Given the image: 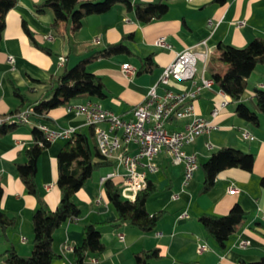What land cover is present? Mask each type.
I'll return each instance as SVG.
<instances>
[{
  "label": "crops",
  "instance_id": "1",
  "mask_svg": "<svg viewBox=\"0 0 264 264\" xmlns=\"http://www.w3.org/2000/svg\"><path fill=\"white\" fill-rule=\"evenodd\" d=\"M44 0H16V5L5 15V27L0 40V116L25 110L18 99L12 96L11 83L29 102H37L47 93V82L62 70L74 66L92 52L121 41L130 50V55H118L99 59L89 65L88 71L101 79L107 96L98 100L81 95L66 105L57 107L40 119H30L28 124L16 126L0 137V185L3 195L0 209L14 218L11 227L0 229V264H5L3 254L14 249L22 256L32 250V215L38 206L34 196L29 195L17 174V165L26 162L25 150L32 145V129L38 124L49 129L73 128L87 134L89 127L85 117L75 115L73 107L88 102L98 103L102 109L118 116L123 121H133V109L146 97L155 85L163 68L171 63L178 52L205 40L214 49L205 76L211 78L210 68L224 73L226 65L218 60L219 45L244 48L255 38L264 39V0H168L167 13L158 20L139 23L133 12L120 4L106 13L87 15L77 31L70 21L60 26L58 32L50 28L53 15L50 10L42 14L35 6ZM134 3H153L158 0H129ZM22 20L29 26L37 44L49 53L36 48L22 28ZM163 37L169 48L155 45ZM97 40V41H96ZM64 56V66L57 58ZM150 56L154 68L150 72L138 73L141 60ZM11 59V61H10ZM130 64L135 69L131 77L125 76L121 66ZM210 65V67H209ZM246 89L241 101L252 111L258 112L253 98L255 88L263 89L264 63L257 65L245 80ZM190 87L189 83L173 82L169 89L178 92ZM213 84L194 101L197 116L210 119L220 128L198 137L184 147L185 152L194 153L199 168L185 185L184 168L173 165L165 153L159 154L155 163L158 172L148 174V181L156 191L146 202V210L152 215L162 213L154 230L143 232L126 225H110L117 219L116 213L104 193L99 181L114 171V162L97 167L91 177L75 193L73 200L80 210L74 221L62 224L53 234L52 248L58 259L53 264H74L73 248L82 243L84 227L96 224L104 246L100 254H88L82 264H133L134 255L148 249H158L160 257L150 264H239L240 261L257 262L264 257V189L260 179L264 177V115H259V124L254 126L238 118L236 104L230 102L220 107L222 97ZM157 93H163L158 88ZM218 114L212 119L211 112ZM189 118L171 120L169 130L182 131ZM108 129V124H101ZM247 131L252 140L242 137ZM68 139H57L38 158L36 184L42 202L55 209L60 201V190L56 185L57 155ZM92 143L94 139L91 140ZM206 143L211 148L207 150ZM223 147L238 149L254 156L251 172L230 168L220 172L214 186L200 193L204 174L200 168L211 154ZM135 146L129 147V153ZM105 167V168H102ZM96 171V173H95ZM119 174L123 173L119 169ZM98 172V173H97ZM121 182L120 177L113 179ZM234 188L235 192H229ZM177 195L172 199V195ZM238 204L246 212L241 230L229 237L224 249L210 238L198 221L201 215H226L233 205ZM185 217H181L183 214ZM162 233V236H157ZM241 240L249 245L240 247ZM203 250L198 251V247Z\"/></svg>",
  "mask_w": 264,
  "mask_h": 264
},
{
  "label": "trees",
  "instance_id": "2",
  "mask_svg": "<svg viewBox=\"0 0 264 264\" xmlns=\"http://www.w3.org/2000/svg\"><path fill=\"white\" fill-rule=\"evenodd\" d=\"M168 0H158L153 3H134L129 0H44L35 6L38 14L50 10L53 18L50 28L58 32L60 26L70 21L72 29L77 31L87 15L106 13L115 5H122L127 11L133 12L139 23H148L162 18L168 11ZM16 5V0H0V40L5 27V15ZM22 28L32 44L46 53L48 49L37 44L33 34L22 20ZM218 60L226 65L224 73H217L211 67L210 74L214 85L228 95L236 104L235 114L243 121L254 126L259 124V115H264V88H255L253 98L257 111H252L241 101L246 89L245 80L250 77L257 65L264 63V39L255 38L244 48H234L229 45H219ZM131 52L123 41L108 45L92 52L79 60L74 66L64 68L58 75H54L46 83L47 93L37 102L29 100L11 83L12 96L19 100L20 107L33 110V119L45 117L49 111L66 105L81 95H89L98 100L107 96L101 79L88 71L89 65L99 59H109L118 55H130ZM142 66L138 73L150 72L154 68L150 56L141 60ZM20 109V108H19ZM16 110V112L19 111ZM15 112V113H16ZM16 126H0V137L14 130ZM33 143L25 150L26 162L17 165V174L26 192L36 198L38 206L32 215L33 242L30 255L22 256L14 249H8L3 257L5 264H53L58 259L53 251L52 240L54 232L67 221H74L80 216V210L74 203L75 193L91 177L94 170L108 161L104 159L96 146L93 128L89 127L87 134L76 132L68 139L57 155L56 185L60 190V201L55 209H49L40 199L36 184L37 161L41 153L50 146L43 133L34 127L31 131ZM41 144V145H40ZM254 156L231 147H223L213 152L200 168L204 174V181L199 189L206 193L214 186L216 176L230 168H239L251 172ZM121 182L107 180L103 184L104 193L114 209L117 219L110 225L126 224L143 232L154 230L162 213L150 215L146 210V202L156 191L148 181L147 187L139 193L133 202L123 200L119 195ZM260 186L264 189V177L260 179ZM3 191L0 185V202ZM246 220V212L235 204L226 215H201L199 223L220 249H224L229 237L239 232ZM14 223V218L0 209V229L5 232ZM104 246L100 240V230L96 224L84 227L82 243L73 248L74 264H82L88 254H100ZM160 257L158 249H148L134 255L133 264H150L152 259ZM239 264H264V257L257 262L240 261Z\"/></svg>",
  "mask_w": 264,
  "mask_h": 264
},
{
  "label": "built area",
  "instance_id": "3",
  "mask_svg": "<svg viewBox=\"0 0 264 264\" xmlns=\"http://www.w3.org/2000/svg\"><path fill=\"white\" fill-rule=\"evenodd\" d=\"M155 45L162 48L170 47L163 37L157 38ZM213 54L214 49L208 46L205 40L178 52L173 61L163 68L157 83L149 88L144 100L134 107L133 121H123L102 109L98 103L88 102L72 108L75 115L84 116L86 125L93 128L94 140L100 155L107 161L114 162V171L100 179L101 186L107 180L120 177L122 179L120 197L133 202L137 195L146 189L148 174L158 172L155 159L161 153L166 154L171 164L183 166L184 185L193 177L199 168L198 160L194 153L185 152L184 147L192 144L198 137L220 128L212 120L199 117L194 112V101L203 90L211 89L214 84L212 79L205 76ZM57 60L59 66H64L66 62L64 56H59ZM121 69L127 77L135 74V69L130 64H123ZM173 82H187L190 87L174 92L169 89ZM158 88L163 89L160 95L157 93ZM218 94L222 97L220 107L224 108L230 102V98L220 89ZM33 114V110L25 109L0 116V126L28 124ZM217 114L218 110L214 109L211 112L212 119ZM184 118H189L190 121L182 131L167 128V123L171 120ZM103 123L108 124L107 130L101 127ZM37 128L50 144L57 139H70L76 133L73 128L53 130L42 124H38ZM242 137L247 140L253 139L247 131H243ZM132 145L135 146V151L130 154L129 147ZM205 147L210 150V143H206ZM119 169L123 170L122 174H119ZM229 192H235V189L230 188ZM176 198L177 195H172V199ZM185 216L184 213L181 217ZM157 236H162V233H157ZM238 245L248 246L249 241L241 240ZM203 249V246L198 247L199 252Z\"/></svg>",
  "mask_w": 264,
  "mask_h": 264
},
{
  "label": "rangeland",
  "instance_id": "4",
  "mask_svg": "<svg viewBox=\"0 0 264 264\" xmlns=\"http://www.w3.org/2000/svg\"><path fill=\"white\" fill-rule=\"evenodd\" d=\"M209 67H210V65H209ZM198 70H199V69H198ZM102 168H105V167H102ZM95 173H96V171H95ZM97 173H98V172H97ZM106 175H107V174H106ZM106 175H105V176H106ZM105 176H104V177H105ZM191 179H192V178H191Z\"/></svg>",
  "mask_w": 264,
  "mask_h": 264
}]
</instances>
